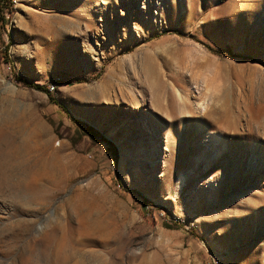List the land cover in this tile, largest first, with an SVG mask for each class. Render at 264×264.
Returning a JSON list of instances; mask_svg holds the SVG:
<instances>
[{
  "label": "rangeland",
  "instance_id": "rangeland-1",
  "mask_svg": "<svg viewBox=\"0 0 264 264\" xmlns=\"http://www.w3.org/2000/svg\"><path fill=\"white\" fill-rule=\"evenodd\" d=\"M12 7L0 264H264V0Z\"/></svg>",
  "mask_w": 264,
  "mask_h": 264
},
{
  "label": "trees",
  "instance_id": "trees-1",
  "mask_svg": "<svg viewBox=\"0 0 264 264\" xmlns=\"http://www.w3.org/2000/svg\"><path fill=\"white\" fill-rule=\"evenodd\" d=\"M5 10L8 11V12H13V7H12V5H11L10 0H0V22H2V21L4 20V11H5ZM217 53H219V54H224V55H229V56H233V52L230 51V50H222V51L217 52ZM19 79H22V78H19ZM22 80H23V79H22ZM23 81L25 82V80H23ZM25 83H26V82H25ZM27 85L30 86V87H33V88H35V89H37V90H40V91L45 92V93L48 95V97L50 98V100H51L56 106H58L59 108L63 109L64 111H66V110H65L64 108H62V106H61V105H60V104L54 99L53 94H52V91H51L48 87H46V86H44V85H42V84H27ZM85 128H86V131H87L88 135H89L91 138H95L96 136H99L100 139H101L103 142H105V143H107V144H110V142H109L106 138L100 136L99 133H98L94 128H92V127H90V126H85ZM165 226L168 227V228H183V225H182L181 223H179V222H174V223H172V225H170V224H165ZM187 232H188V233H192V234H194V235H197V232H196V229H195V228H189V229L187 230Z\"/></svg>",
  "mask_w": 264,
  "mask_h": 264
},
{
  "label": "bare ground",
  "instance_id": "bare-ground-1",
  "mask_svg": "<svg viewBox=\"0 0 264 264\" xmlns=\"http://www.w3.org/2000/svg\"><path fill=\"white\" fill-rule=\"evenodd\" d=\"M11 1V0H10ZM14 4H17V2H14L13 3V5ZM181 100L182 101H184V104H186V100H185V98L183 99L182 97H181ZM111 135H114V133L113 132H111ZM153 152V150L152 149H147V148H144V147H140V148H138V150L137 151H135V154H143V155H150L151 153ZM145 155V156H146ZM74 264H79L78 262H75Z\"/></svg>",
  "mask_w": 264,
  "mask_h": 264
},
{
  "label": "built area",
  "instance_id": "built-area-1",
  "mask_svg": "<svg viewBox=\"0 0 264 264\" xmlns=\"http://www.w3.org/2000/svg\"><path fill=\"white\" fill-rule=\"evenodd\" d=\"M14 2H17V0H11V4L13 5Z\"/></svg>",
  "mask_w": 264,
  "mask_h": 264
}]
</instances>
